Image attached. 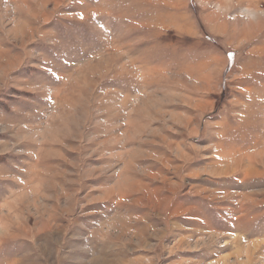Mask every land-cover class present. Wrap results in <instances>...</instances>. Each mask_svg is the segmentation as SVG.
Segmentation results:
<instances>
[{
    "label": "rangeland",
    "instance_id": "1",
    "mask_svg": "<svg viewBox=\"0 0 264 264\" xmlns=\"http://www.w3.org/2000/svg\"><path fill=\"white\" fill-rule=\"evenodd\" d=\"M0 264H264V0H0Z\"/></svg>",
    "mask_w": 264,
    "mask_h": 264
}]
</instances>
